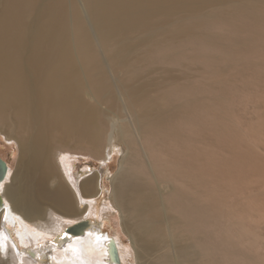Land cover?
<instances>
[{"label":"bare ground","instance_id":"1","mask_svg":"<svg viewBox=\"0 0 264 264\" xmlns=\"http://www.w3.org/2000/svg\"><path fill=\"white\" fill-rule=\"evenodd\" d=\"M246 76L264 79V0H0V130L20 150L0 174L2 264L126 263L129 248L90 217L102 175L64 156L116 151L99 215L120 212L136 261L252 264L221 245L235 233L227 177L240 162L206 140L227 131L214 113Z\"/></svg>","mask_w":264,"mask_h":264},{"label":"rangeland","instance_id":"2","mask_svg":"<svg viewBox=\"0 0 264 264\" xmlns=\"http://www.w3.org/2000/svg\"><path fill=\"white\" fill-rule=\"evenodd\" d=\"M188 69L187 71L190 78H201V70L199 67H191ZM174 74L178 73L174 71ZM248 78L249 77L246 76L245 79H235L234 82H228V89L224 95L226 111L214 113L218 122L223 123L227 131L225 130L226 132L223 134H215L212 131H208L206 140L208 148L210 149L209 152L214 156L220 159L223 158V160L226 159L228 163L233 165L234 162L238 160L242 166H239L238 171L236 170L233 173H229L227 177L232 180L231 183L233 185L239 187V190L235 186L230 185L232 189L235 187L234 194L231 193L233 190L229 187L231 190L229 194L232 196L228 198L230 204H227L228 209L226 210L225 219L234 218V214L236 213L238 215L235 216L234 220L236 221L237 219V221L240 222L242 220L239 219H244V222L242 226H240L241 222L238 224L236 221L234 228H242H235V233L228 235L231 239H226L223 236V238H221V245L223 248L236 247L241 254L243 253L253 257L252 264H264V79L250 84V81L247 82ZM248 83L250 85H247ZM6 138V133L0 130V158L3 161H7L12 170L16 171L19 164L20 150L18 144L14 140L8 141ZM121 155L119 151L112 153L109 157L106 155V158L109 160L105 162L94 159L85 153L64 156L76 166L74 170L75 173H98L102 175V188L100 194L95 197L96 202L98 201V213L90 217H95V219L101 222V230L104 235L109 234L111 238H115L116 236L119 237L121 239V245L127 246L129 251H131L130 259H128L129 261L127 260L125 263L122 262V259H119L121 264H140L141 262L139 260H137L138 263L136 261V250L132 240L124 231L120 212L111 208L107 210V216L103 217L99 215V210L102 206L109 205L111 202V179L119 170ZM230 158L233 160L232 162H230ZM245 167L248 168L245 169ZM243 171H245L246 174ZM242 174L244 175L241 176ZM233 177L235 178L233 179ZM230 179L228 180L229 182L231 181ZM233 180H236V182L238 181V183L236 184ZM237 203L238 206L236 205ZM232 204H235L238 208L235 206L237 210L234 214L229 216L227 213L230 208H233L232 206L234 205ZM84 218H88L87 213L83 216V219ZM14 226L16 225L10 224L7 225L6 228L10 231L11 240L19 251L22 252L24 250V245L19 235H17V226ZM243 228L244 230H242ZM238 230L241 233H238ZM120 250H122V248H120ZM1 257L3 258V254L0 252V264L5 261V259ZM210 261L211 260H206L205 263L211 264ZM240 263L247 264L242 261Z\"/></svg>","mask_w":264,"mask_h":264},{"label":"water","instance_id":"3","mask_svg":"<svg viewBox=\"0 0 264 264\" xmlns=\"http://www.w3.org/2000/svg\"><path fill=\"white\" fill-rule=\"evenodd\" d=\"M7 171V164L0 158V174ZM1 177V176H0ZM0 206H2V199L0 198ZM116 253V252H115Z\"/></svg>","mask_w":264,"mask_h":264},{"label":"snow or ice","instance_id":"4","mask_svg":"<svg viewBox=\"0 0 264 264\" xmlns=\"http://www.w3.org/2000/svg\"><path fill=\"white\" fill-rule=\"evenodd\" d=\"M3 249V245H0V250H2Z\"/></svg>","mask_w":264,"mask_h":264}]
</instances>
